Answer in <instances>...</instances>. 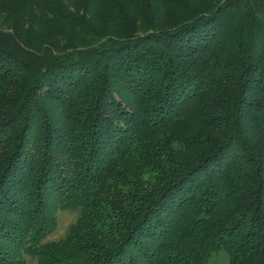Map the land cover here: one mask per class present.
<instances>
[{
	"label": "trees",
	"instance_id": "16d2710c",
	"mask_svg": "<svg viewBox=\"0 0 264 264\" xmlns=\"http://www.w3.org/2000/svg\"><path fill=\"white\" fill-rule=\"evenodd\" d=\"M62 203L89 264H264V0H0V264L79 258Z\"/></svg>",
	"mask_w": 264,
	"mask_h": 264
},
{
	"label": "rangeland",
	"instance_id": "374dc122",
	"mask_svg": "<svg viewBox=\"0 0 264 264\" xmlns=\"http://www.w3.org/2000/svg\"><path fill=\"white\" fill-rule=\"evenodd\" d=\"M58 191V190H57ZM57 205L53 208V216L55 217L54 225L52 229L48 232V234L43 239V243L48 246V252L51 253L56 252H69L74 255H79V258L73 259L71 261L72 264H75V261H79L82 264H89L92 263L93 260H90V251L87 250L86 252L83 250H78L75 247L69 245L73 237V231L77 224H81V209L80 207H71L63 205ZM61 206V207H60ZM1 215V214H0ZM80 221V222H79ZM69 261V260H67ZM69 261V262H70ZM229 254L223 248L216 250L212 253L207 264H229ZM23 264H41L40 258L31 254L24 252L23 253ZM78 264V263H77Z\"/></svg>",
	"mask_w": 264,
	"mask_h": 264
}]
</instances>
